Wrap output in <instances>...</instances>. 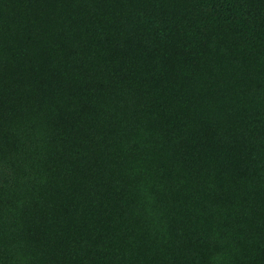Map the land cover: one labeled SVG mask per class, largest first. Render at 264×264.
I'll return each mask as SVG.
<instances>
[{
    "label": "trees",
    "instance_id": "16d2710c",
    "mask_svg": "<svg viewBox=\"0 0 264 264\" xmlns=\"http://www.w3.org/2000/svg\"><path fill=\"white\" fill-rule=\"evenodd\" d=\"M0 264H264V0H0Z\"/></svg>",
    "mask_w": 264,
    "mask_h": 264
}]
</instances>
